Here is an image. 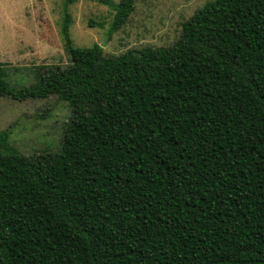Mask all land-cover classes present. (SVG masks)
<instances>
[{
    "label": "trees",
    "instance_id": "1",
    "mask_svg": "<svg viewBox=\"0 0 264 264\" xmlns=\"http://www.w3.org/2000/svg\"><path fill=\"white\" fill-rule=\"evenodd\" d=\"M0 95L70 109L56 152L0 130V264H264V0H210L168 47L74 46ZM119 30L135 0H95ZM92 24V22H89Z\"/></svg>",
    "mask_w": 264,
    "mask_h": 264
},
{
    "label": "rangeland",
    "instance_id": "2",
    "mask_svg": "<svg viewBox=\"0 0 264 264\" xmlns=\"http://www.w3.org/2000/svg\"><path fill=\"white\" fill-rule=\"evenodd\" d=\"M207 1L135 0L126 23L108 35L113 10L95 0H76L69 6L70 37L77 47L101 44L106 55L168 47L179 38L181 23ZM62 12V0H0V61L12 86L35 83L44 65L67 64ZM69 113L68 104L53 95L25 100L0 95V130L9 128L10 141L26 155L56 152Z\"/></svg>",
    "mask_w": 264,
    "mask_h": 264
}]
</instances>
